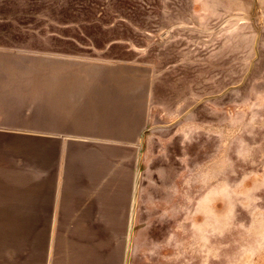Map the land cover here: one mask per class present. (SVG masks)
I'll use <instances>...</instances> for the list:
<instances>
[{"label":"rangeland","instance_id":"obj_1","mask_svg":"<svg viewBox=\"0 0 264 264\" xmlns=\"http://www.w3.org/2000/svg\"><path fill=\"white\" fill-rule=\"evenodd\" d=\"M0 48L147 69L130 264H264V0H0Z\"/></svg>","mask_w":264,"mask_h":264},{"label":"crops","instance_id":"obj_2","mask_svg":"<svg viewBox=\"0 0 264 264\" xmlns=\"http://www.w3.org/2000/svg\"><path fill=\"white\" fill-rule=\"evenodd\" d=\"M146 70L0 48V264H106L124 222L128 260Z\"/></svg>","mask_w":264,"mask_h":264},{"label":"water","instance_id":"obj_3","mask_svg":"<svg viewBox=\"0 0 264 264\" xmlns=\"http://www.w3.org/2000/svg\"><path fill=\"white\" fill-rule=\"evenodd\" d=\"M148 130L149 129L145 130L144 133L141 135V139H142L141 154H142L143 149H144L145 134H146V132H148ZM139 180H140V175L138 176V179H137L136 192H135V196H134V213H133L132 224H131L130 252H131L132 244H133L134 217H135V214H136V203H137V199H138ZM129 260H130V256H128V263L127 264H129Z\"/></svg>","mask_w":264,"mask_h":264},{"label":"bare ground","instance_id":"obj_4","mask_svg":"<svg viewBox=\"0 0 264 264\" xmlns=\"http://www.w3.org/2000/svg\"><path fill=\"white\" fill-rule=\"evenodd\" d=\"M137 179H138V175H137ZM136 184H137V182H136ZM135 192H136V185H135L134 196H135ZM133 213H134V199H133V210H132V216H133Z\"/></svg>","mask_w":264,"mask_h":264}]
</instances>
